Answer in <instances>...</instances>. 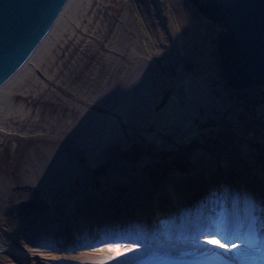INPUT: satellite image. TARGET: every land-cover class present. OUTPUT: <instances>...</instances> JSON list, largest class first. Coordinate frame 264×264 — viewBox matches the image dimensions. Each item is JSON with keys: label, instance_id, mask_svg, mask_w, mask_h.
Listing matches in <instances>:
<instances>
[{"label": "rangeland", "instance_id": "1", "mask_svg": "<svg viewBox=\"0 0 264 264\" xmlns=\"http://www.w3.org/2000/svg\"><path fill=\"white\" fill-rule=\"evenodd\" d=\"M105 1L102 5L96 3L91 33L84 35L79 42L72 41L63 50L61 60L57 61L58 72H53L58 73L64 84L59 85L58 79L55 87L51 86V92L63 100L71 98L60 87L69 86L81 93L92 94L94 100L102 98L104 106L112 98L113 89L121 87L122 95L114 105L117 119L111 120L107 113L83 106L84 123L90 121L95 125L101 118L110 123H105L99 131L100 141L88 142L87 134L81 135L77 144L86 154L82 166L89 163V155L94 151L102 152V158L99 161L94 159L92 166L82 168L83 175L77 180L81 190L73 188L57 214L60 202L49 196L47 187L50 185L44 180L54 179L60 171L65 174L68 171L60 170L69 164L63 147L56 151L53 146L33 142L32 137H39L41 129L33 135L21 133L6 142L2 140L0 179L6 175L10 183V191L0 207L2 229L8 235H15L31 250L51 251V245H54V252L63 248V242L72 231L75 245L83 240L80 235L89 232L87 236L91 235L92 241L98 242L89 248L84 247V250L102 255L113 253L111 248L117 244L115 240H121L129 230L120 232L117 238L115 232L95 228L97 222L94 223V219H97V210L101 206L104 208L108 200L121 198V195L128 197L135 182L147 188L151 208L142 209L149 212H143L140 219L146 221V229L137 230L125 239L131 245L141 243V237L147 243L152 241L151 238L156 243L173 240L177 228L171 201L164 199V188L170 183L181 188L179 195L191 208L194 194L191 195L185 187H188L187 180L192 179L194 190L203 200L200 204L196 202L194 209L204 216V222L197 219L201 226H189L193 231L188 235L196 239L198 227L197 234L203 235L201 239H217L214 245L220 250L233 247V239L227 237L223 240L217 234L209 235L217 232L219 225L214 212L219 209L220 196H228L225 190L231 184L229 175L216 181L213 178L222 168L240 165L248 173L255 172L264 179V174H258L252 165L256 156L264 173V86L233 90L227 84L218 53V37L225 27L221 22L213 23L202 16L192 2ZM127 7V20L123 21ZM119 28L116 41L121 49L128 47L126 58L106 51ZM133 41H137L144 53L137 59L130 55L129 46ZM121 67L130 69V75ZM76 72L82 75L84 84L81 86L68 82ZM45 101L46 95L39 105L34 106L45 119L44 124L55 119L50 116V104ZM71 120L66 119L67 122ZM34 145L43 152L42 157L36 158ZM28 155L32 164L31 161L23 162ZM112 163L122 167L111 170ZM121 171L127 177L116 179ZM151 172L160 175V184L156 183ZM231 173L237 175L239 171ZM19 175L23 186L15 183L14 178ZM220 181L221 185L217 187L216 182ZM200 183L205 191H201ZM29 187L34 190L29 191ZM68 211L73 214L74 230L66 222ZM146 217L150 219L147 221ZM87 236L83 237L84 240ZM32 238H38L46 245L31 246L29 239ZM177 238L182 237L178 235Z\"/></svg>", "mask_w": 264, "mask_h": 264}, {"label": "bare ground", "instance_id": "2", "mask_svg": "<svg viewBox=\"0 0 264 264\" xmlns=\"http://www.w3.org/2000/svg\"><path fill=\"white\" fill-rule=\"evenodd\" d=\"M128 3L129 0H124ZM96 3L102 5L106 3L105 0H72L66 12L64 13L60 23L45 40L43 45L39 50L33 55V57L26 63V65L15 75L6 85L0 89V142L8 141L19 137V134H28L33 135L38 132L42 134L37 136H30L34 140L40 142L42 145L53 146L56 151L60 147H63L65 151L66 158L68 159V167H60V170H68L66 174L64 171H60L58 176L54 179L47 178L44 180V183H48L50 188L47 187L49 196L52 198H58L60 205L57 206V211L55 213L59 214L62 210L61 204L63 205L64 198L67 195L70 196V193L73 188L81 190V186H77V180L79 177H82L83 171L82 168H87L92 166L91 161L101 160L102 152L97 153L94 151L89 156V163L82 166L84 163L85 152L82 148H79L78 141L82 134L86 133L88 136V142L90 141H100L98 138V133L105 126V118H101L98 124H93L90 121L84 123V113L83 106L88 107L91 110H94L98 113H107L108 116L113 120V118H118V113L114 110V105L121 97L119 90L113 89L112 98L108 100V104L104 106L101 104L102 98L97 97L96 100L93 99L92 94H86L84 92H79L73 87H60L61 91L70 97L71 99L63 100L57 95H54L51 92V86L55 87L56 81L59 79V85H63V81L60 80L58 73L54 74L57 71V61L61 60V54L63 50L72 42V41H81L84 35L88 34L90 31V25L94 17V12L97 10ZM96 8V9H95ZM128 7L123 14L122 20H127ZM120 31V28L116 31L114 38L107 45L106 51L111 52L112 54L119 55L122 58H126V52L128 47L121 49L118 46L116 41L117 35ZM137 41H133L130 48V55L135 59L142 57L144 54L139 46L136 44ZM126 51V52H125ZM59 67V66H58ZM121 70H124L127 75H130V69L126 67H121ZM54 71V72H53ZM58 72V71H57ZM74 75V76H73ZM73 76V77H72ZM98 80L96 79V82ZM68 82L73 85L81 86L84 84L82 81V75L77 72L72 73L71 78H68ZM120 84L123 81L119 82ZM110 88V85H107ZM46 95V101L50 104V116L54 117V122L43 123L45 120L40 113V110H36L34 106L39 105L41 98ZM44 105V104H41ZM82 106V108H81ZM175 117V115H174ZM72 119L70 122H67L66 119ZM177 118V117H175ZM177 120V119H176ZM113 124V123H112ZM111 131V129H110ZM35 137V138H34ZM105 150H103L104 153ZM34 154L36 158L38 156H43V152L40 151L39 147L34 145ZM37 160V159H36ZM30 164L33 163V160H30V156H25L23 162ZM113 170L114 168H120L122 166L113 163L111 164ZM124 169V168H123ZM28 170V169H24ZM21 170L19 171V173ZM230 172V171H229ZM221 174V175H220ZM239 177V173L237 174ZM216 178L220 176L222 178V173L216 174ZM127 175L124 171H121V174L116 176V179H125ZM214 177V176H213ZM231 181V188L233 190L242 187V182L245 181L244 178H238ZM21 176L14 178L15 183L18 182L23 186L24 182L21 180ZM0 207L5 201L6 194L10 191V183L7 176L3 175V178L0 179ZM136 180V179H135ZM216 179L213 178V181ZM134 182V179L132 180ZM188 187H185L191 195L194 194L192 199V207H188L185 204L182 196L179 195L180 189L175 184L166 185L165 189V198L168 201H171V212L174 217V225L176 226V231L174 232V239L169 241H158L153 243H147L141 237V243H135L131 245L125 239V237L135 234L138 230L146 229L145 222H142L141 215L143 212L145 214L149 213L148 211H142V209H150L151 204L148 201L147 191L145 185L141 183H132L133 189L129 193V196L118 197L121 201L117 202V199L108 200V204L101 206L97 211V219L95 217L94 227L101 228V231L115 232L120 237V232H126L129 230V234L123 237L121 240H115L116 245H128L132 247H138L139 251L129 254L131 259L127 262L119 256V253L114 250L113 253H106L104 255L95 253L93 251L84 250V247L89 248L93 244H96L98 241H92L91 235L89 232L80 235L82 237L81 243L74 244L71 236L75 233H71V236L63 242V248L57 252H54V245H51V251L48 250H31L24 246V243L19 241L15 235H8L3 229L0 223V264H117V259H120V264H146L150 262L154 257H189L197 255L200 253H208L213 251L216 247L214 244L217 239L213 238L212 240H203L202 234L198 235L197 230L200 228L196 227V239L188 234L193 230H189L191 225H199L197 223L204 222L203 215L201 213H196L194 209V204L201 203L203 200L200 199L197 195V191L194 190L193 180L189 179ZM199 182V181H198ZM203 184V183H202ZM200 183L201 191H205V187ZM221 184H218L217 187H220ZM210 186V184H209ZM248 186L252 191L247 189V195L241 198L242 202L240 204V210H243L251 216H261L264 221V191L257 193L253 192L254 189H263L264 183L260 182L257 186L248 182ZM260 187V188H259ZM263 187V188H262ZM29 191L34 189L29 187ZM183 189V190H185ZM220 189V188H219ZM244 189V188H243ZM77 192V191H76ZM244 192V193H245ZM78 193V192H77ZM242 194L238 192L237 195ZM73 195V193H72ZM257 195V196H256ZM222 196V197H221ZM219 198L220 202L224 200L226 194H222ZM139 200V203H137ZM165 200V201H167ZM82 202H79V204ZM139 205L138 207L136 205ZM260 204H262L260 206ZM165 205L162 204V207ZM196 211V212H195ZM99 216V218H98ZM198 217V218H197ZM1 218V217H0ZM73 214L68 211V218L66 219L67 225L74 230L75 223H73ZM65 221V219H64ZM179 224L181 227H178ZM72 225V227H71ZM201 226V224L199 225ZM186 229H188L186 231ZM264 229V228H263ZM185 230V231H184ZM195 230V229H194ZM103 232V234H104ZM182 238L178 239L177 236ZM188 235V236H187ZM84 236H87L84 240ZM199 239H197L198 237ZM30 238V237H29ZM30 245L41 246L46 245L44 241L38 238L29 239ZM210 241V242H209ZM80 242V241H79ZM50 246V245H49ZM232 251L229 252L226 249H223L228 256L235 260H245L252 257H264V250L259 247L251 245H242L235 244L233 245ZM113 249V248H111ZM217 249V248H216ZM10 258V260H8Z\"/></svg>", "mask_w": 264, "mask_h": 264}, {"label": "water", "instance_id": "3", "mask_svg": "<svg viewBox=\"0 0 264 264\" xmlns=\"http://www.w3.org/2000/svg\"><path fill=\"white\" fill-rule=\"evenodd\" d=\"M212 22L222 21L227 32L219 38L223 74L235 89L264 86V0H188ZM72 0H0V89L26 65L60 23ZM239 169V168H237ZM236 170V169H235ZM232 180L238 175L231 172ZM238 174V173H236ZM235 175V176H234ZM255 176L256 186L260 184ZM247 174L238 178H248ZM247 181L241 188L248 187ZM241 188H239L241 190ZM260 188V187H259ZM263 188V187H262ZM263 189H254V193ZM231 190L242 226L263 231L264 221L237 208L241 198ZM264 193V192H263ZM256 195V196H257ZM262 204H260L261 206ZM264 209V207H262Z\"/></svg>", "mask_w": 264, "mask_h": 264}, {"label": "snow or ice", "instance_id": "4", "mask_svg": "<svg viewBox=\"0 0 264 264\" xmlns=\"http://www.w3.org/2000/svg\"><path fill=\"white\" fill-rule=\"evenodd\" d=\"M216 234L217 233H209V235H216ZM237 239L245 240V242H247V239L244 236L237 237ZM229 242L231 243L232 241H229ZM112 248H113V250H115L119 253V256L122 257L125 262H127L131 259V256L129 254L139 251L138 247H132V246H128V245H123V246L113 245ZM227 250L229 252H231L232 248H228ZM114 259H117V264H120V259H118V258H114Z\"/></svg>", "mask_w": 264, "mask_h": 264}, {"label": "trees", "instance_id": "5", "mask_svg": "<svg viewBox=\"0 0 264 264\" xmlns=\"http://www.w3.org/2000/svg\"><path fill=\"white\" fill-rule=\"evenodd\" d=\"M181 168V166H179ZM152 175V177L155 179L156 183L157 184H160L161 183V177L160 175L156 174V172H151L150 173Z\"/></svg>", "mask_w": 264, "mask_h": 264}]
</instances>
